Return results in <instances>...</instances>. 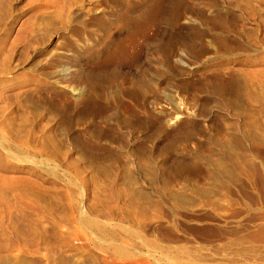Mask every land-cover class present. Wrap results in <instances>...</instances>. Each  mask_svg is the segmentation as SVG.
Listing matches in <instances>:
<instances>
[{
  "label": "rangeland",
  "instance_id": "obj_1",
  "mask_svg": "<svg viewBox=\"0 0 264 264\" xmlns=\"http://www.w3.org/2000/svg\"><path fill=\"white\" fill-rule=\"evenodd\" d=\"M147 4L0 0V264H264V0H164L117 107Z\"/></svg>",
  "mask_w": 264,
  "mask_h": 264
},
{
  "label": "bare ground",
  "instance_id": "obj_2",
  "mask_svg": "<svg viewBox=\"0 0 264 264\" xmlns=\"http://www.w3.org/2000/svg\"><path fill=\"white\" fill-rule=\"evenodd\" d=\"M164 0H147V8L145 9V11L141 12V14H139L138 17L134 18L133 19V22H132V25L130 26L129 28V31L127 33V35L123 38H121L117 43H115L114 46H111V47H99L101 48L100 49V53H104V57L102 59H99L97 63H95V65H97L98 67L101 65H106V66H109V65H112L113 66V74L112 76H109L107 78V82H106V86H105V89L107 90H111L112 91V101L114 103L115 106L119 107L120 105V98L119 97H124V84H125V81H124V74L122 73L121 75H119V66L121 65L122 62H136L137 60V57H138V51H139V45H138V42L140 39H143V41L145 43H148V44H151V42H153L152 40L154 39V35H150L151 33L149 32L151 27L154 26V24L158 21L155 22V20L157 19V16L160 14V11H161V7H162V4H163ZM179 5V4H178ZM177 5V6H178ZM176 6V7H177ZM179 8V6H178ZM176 9V8H175ZM174 9V10H175ZM178 11V10H177ZM182 12V11H181ZM177 13V12H176ZM174 14V13H173ZM179 14V12H178ZM184 14V13H182ZM176 16V14H175ZM183 16V15H182ZM122 18V17H121ZM120 18V19H121ZM174 18V17H173ZM176 18V17H175ZM125 19V18H124ZM127 19V18H126ZM179 19V18H178ZM174 20V19H172ZM171 20V22H172ZM177 21V20H175ZM121 22V20H120ZM126 23V22H124ZM158 23V22H157ZM174 23V22H173ZM123 25V24H122ZM121 26V25H120ZM114 35V34H112ZM112 38V37H111ZM181 39V38H180ZM179 39V42L181 41ZM163 40V39H162ZM109 41V40H108ZM107 41V42H108ZM161 41V40H160ZM105 42V41H104ZM164 42V41H162ZM174 42V41H173ZM176 42V41H175ZM182 42V41H181ZM180 42V44H182ZM108 44V43H107ZM158 44V43H157ZM185 44V43H184ZM179 45V44H178ZM166 46V45H165ZM177 46V45H176ZM181 46V45H180ZM191 46V45H190ZM159 47V46H158ZM167 47V46H166ZM171 47V46H170ZM179 47V46H178ZM98 48V47H97ZM168 48V47H167ZM167 48L165 50H167ZM174 48V47H173ZM182 48V47H181ZM175 49V48H174ZM169 51V49H168ZM167 51V53H168ZM178 51V49H177ZM182 51V50H181ZM165 52V51H164ZM173 52V51H172ZM166 53V52H165ZM193 54V53H192ZM166 67V66H165ZM76 68V67H75ZM82 69L81 68V64H79L77 66V72H79V74L82 72ZM68 70V69H67ZM66 70V71H67ZM65 71V72H66ZM71 71V70H70ZM146 71V70H145ZM153 71V70H152ZM155 72V71H154ZM63 73V71H62ZM71 73V72H70ZM83 73V72H82ZM85 73V72H84ZM89 73V72H87ZM94 73V72H93ZM91 73V74H93ZM74 74V73H73ZM154 74V73H153ZM151 70L150 71H146L144 72L143 71V74L142 75H138V76H135L134 78L130 79L131 83L133 84L132 86V91L134 93V95L136 96V101H138V103H141L142 106V109L144 108V114H145V118L147 119V122H150V119H152L153 117V110L149 107L151 106H148L147 108V101L148 99H150V94L151 92L154 91V89L156 88V74L153 75ZM64 75V74H63ZM71 75V74H70ZM84 75V74H82ZM89 75V74H88ZM94 75V74H93ZM81 76V74H80ZM79 76V77H80ZM67 77V75H66ZM82 77V76H81ZM92 77V78H91ZM98 77V76H97ZM162 77V76H161ZM79 79V78H78ZM81 79V78H80ZM106 79V78H105ZM97 80V79H96ZM96 80H93V76H85L83 77V79L79 80L80 83H84L85 85L89 86L91 85L92 88H94L93 86V82L96 81ZM161 80V79H160ZM97 82V81H96ZM161 82V81H160ZM100 83V82H99ZM95 84V83H94ZM114 85H117V86H122V89H117V88H114ZM121 88V87H120ZM127 89V88H126ZM81 90V89H80ZM79 90V91H80ZM110 91V92H111ZM85 92V93H84ZM87 91H83L81 90L79 92V99L76 98V101L78 99L77 102H87L86 100H88V96H87ZM54 94V93H53ZM57 94V93H56ZM61 94V93H60ZM45 96L47 94H44ZM44 95H42V99L44 97ZM49 95V94H48ZM48 95H47V98H48ZM51 95V96H50ZM50 98L53 96L51 93H50ZM64 95V94H62ZM56 96L55 95V99H56ZM81 96V97H80ZM59 97V96H58ZM57 97L58 99V103H56V100L54 99H51V101H55V103L52 102L53 104V107H59L60 105V108L61 110L63 111H66L69 106L68 103H71V102H67V99L64 100V99H60ZM65 97V96H64ZM67 97V96H66ZM45 98V97H44ZM47 98L45 99L46 101ZM49 98V99H50ZM68 98V97H67ZM71 98V96H70ZM121 98V99H122ZM74 99V98H73ZM70 100V99H68ZM75 100V99H74ZM50 101V100H49ZM48 101V102H49ZM50 101V102H51ZM75 101H73L74 103ZM145 103V105H144ZM50 104V103H49ZM52 104H50L52 106ZM81 105V104H80ZM57 109V108H56ZM61 111H59L60 113ZM62 113V112H61ZM182 116V120H180L179 122H176V126H180L186 119V115H181ZM177 118V117H176ZM181 119V118H180ZM152 130V129H151ZM241 190V189H240ZM168 249V248H167ZM140 260V259H139ZM188 263V262H187ZM149 264V263H148Z\"/></svg>",
  "mask_w": 264,
  "mask_h": 264
}]
</instances>
